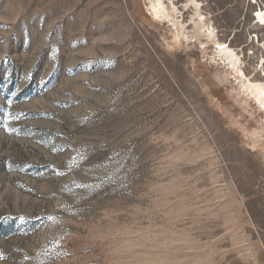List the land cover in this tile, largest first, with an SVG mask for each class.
<instances>
[{"label":"rangeland","instance_id":"obj_1","mask_svg":"<svg viewBox=\"0 0 264 264\" xmlns=\"http://www.w3.org/2000/svg\"><path fill=\"white\" fill-rule=\"evenodd\" d=\"M0 0V264H264V0ZM243 78V79H242Z\"/></svg>","mask_w":264,"mask_h":264},{"label":"bare ground","instance_id":"obj_2","mask_svg":"<svg viewBox=\"0 0 264 264\" xmlns=\"http://www.w3.org/2000/svg\"><path fill=\"white\" fill-rule=\"evenodd\" d=\"M179 1V0H174ZM185 7H189L193 10L194 16L192 17V37L197 41L210 42L214 44L215 54L220 57L230 68L233 73H238L240 70V59L229 47L217 40V36L214 33V29L209 26L199 10V3L195 0H183ZM148 11L153 18H163L170 22L172 20V14L162 7V0H148ZM260 18L264 19V13H260ZM170 19V20H169ZM243 79V78H242ZM239 88L243 90L246 95L251 98L258 109L264 113V84L251 81L241 80Z\"/></svg>","mask_w":264,"mask_h":264}]
</instances>
